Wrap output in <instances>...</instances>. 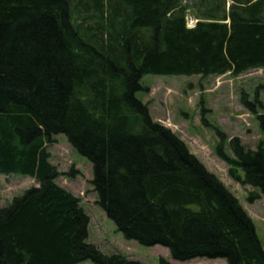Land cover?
<instances>
[{
  "label": "trees",
  "instance_id": "obj_1",
  "mask_svg": "<svg viewBox=\"0 0 264 264\" xmlns=\"http://www.w3.org/2000/svg\"><path fill=\"white\" fill-rule=\"evenodd\" d=\"M258 69L264 0H0V174L39 183L0 207V264H146L89 242L90 217L51 163L58 135L92 164L97 205L127 240L180 262L264 264L239 199L137 96L148 75ZM242 101L264 133L263 102ZM206 112L230 177L264 197V142L247 149Z\"/></svg>",
  "mask_w": 264,
  "mask_h": 264
},
{
  "label": "rangeland",
  "instance_id": "obj_2",
  "mask_svg": "<svg viewBox=\"0 0 264 264\" xmlns=\"http://www.w3.org/2000/svg\"><path fill=\"white\" fill-rule=\"evenodd\" d=\"M193 17L189 16V22ZM146 92L138 98L147 104L153 119L176 133L201 162L215 174L239 199L253 219L259 239L264 247V197L249 201L258 190L234 181L229 166L216 155L219 141L215 130L202 123V111L207 112L209 122L221 129L230 139L239 138L247 149L255 150L264 142L257 116L243 104V96L254 102L258 96L264 104V69L252 70L239 77L224 75L202 79L201 76H156L143 78ZM261 110V108H259ZM263 111V110H262ZM56 142L48 146L51 163L58 169V185L81 200L90 217L89 242L103 253H121L128 258L146 264H160L162 259L172 264H227L223 259L198 258L188 262L172 259L170 251L162 246L145 247L134 240H127L118 232L115 223L97 205V194L90 184L93 179L92 164L80 156L69 144L67 137L58 135ZM227 151L232 154L228 144ZM75 170V177L69 173ZM39 183L19 174H0V207L10 204L28 189ZM81 264H93L86 261Z\"/></svg>",
  "mask_w": 264,
  "mask_h": 264
},
{
  "label": "built area",
  "instance_id": "obj_3",
  "mask_svg": "<svg viewBox=\"0 0 264 264\" xmlns=\"http://www.w3.org/2000/svg\"><path fill=\"white\" fill-rule=\"evenodd\" d=\"M196 23H197V20L192 18L191 21L189 22V18H188V27L189 28H193L196 25Z\"/></svg>",
  "mask_w": 264,
  "mask_h": 264
}]
</instances>
